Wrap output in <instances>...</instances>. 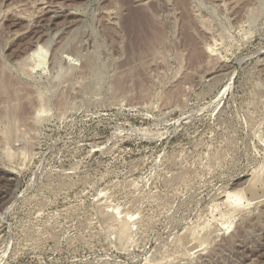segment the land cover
Listing matches in <instances>:
<instances>
[{
  "label": "rangeland",
  "instance_id": "374dc122",
  "mask_svg": "<svg viewBox=\"0 0 264 264\" xmlns=\"http://www.w3.org/2000/svg\"><path fill=\"white\" fill-rule=\"evenodd\" d=\"M0 84V264H264V0H0Z\"/></svg>",
  "mask_w": 264,
  "mask_h": 264
},
{
  "label": "bare ground",
  "instance_id": "6f19581e",
  "mask_svg": "<svg viewBox=\"0 0 264 264\" xmlns=\"http://www.w3.org/2000/svg\"><path fill=\"white\" fill-rule=\"evenodd\" d=\"M236 3H237V2H236ZM60 4H61V3H60ZM41 9H42L41 11L43 12V8H41ZM52 9H53V8H52ZM52 9H51V10H52ZM44 10H45V8H44ZM54 10H56V9H54ZM54 10H53V11H54ZM37 11H38V10H37ZM46 11H47V10H46ZM47 12H48V11H47ZM55 12H56V11H55ZM22 13H23V12H22ZM45 13H46V12H45ZM109 15H110V14H109ZM139 26H140V25H139ZM139 26H137V27H139ZM140 29H141V28H140ZM45 34H46V33H45ZM55 35H56V34H55ZM32 45H33V44H32ZM46 48H47V47H46ZM38 50H39V49H38ZM208 52H209V51H208ZM37 54H38V53H37ZM37 54L34 53V54L31 55V56L29 55V57H30L31 59H33V57H35V55H37ZM214 54H215V53H214ZM214 54H213V55H214ZM27 56H28V55H27ZM56 58H57V57H56ZM26 59H27V58H26ZM31 59H30V60H31ZM60 60H61V59H60ZM25 66H26V65H25ZM24 68H25V67H24ZM31 70H32V69H31ZM209 75H210V74H209ZM1 84H2V83H1ZM1 84H0V88L2 89ZM8 85H9V84H8ZM2 86H3V85H2ZM5 86H7L6 83L4 84V87H5ZM4 87H3L2 90H4V89L6 88V87H5V88H4ZM7 87H8V86H7ZM1 89H0V91H1ZM6 89H8V88H6ZM6 91L8 92L9 89L6 90ZM1 92H2V91H1ZM3 93H4L3 96L6 97V93H5V92H3ZM8 93H9V92H8ZM8 96L11 97L12 95H9V94H8ZM6 99H7V97H6ZM8 99H10V98H8ZM19 105H20V104H19ZM19 105H18V106H19ZM11 106H12V105H11ZM13 106H14V104H13ZM13 106H12V107H13ZM16 107H17V106H16ZM14 108H15V107H14ZM20 109H21V107H20ZM16 110H17V108H16ZM19 111H20V110H19ZM11 112L13 113V111H11ZM16 112H17V111H16ZM16 112H15V114H16ZM20 112H21V111H20ZM18 114H19V113H18ZM8 115H9V114H8ZM8 115H6V116H8ZM10 115H11V114H10ZM12 115H13V114H12ZM12 117H14V116H12ZM15 117H16V115H15ZM17 119H18V118H16V120H17ZM10 121H11V120H10ZM17 123H18V122H17ZM7 124H8V123H7ZM10 126H11V125H10ZM13 128H14V127H13ZM17 128H18V127H17ZM4 129H5V128H4ZM6 129H8V127H7ZM6 129H5V130H6ZM9 130H10L9 132H11V129H10V128H9ZM15 130H16V129H15ZM5 133H6V131H5ZM15 134H16V133H15ZM8 135H9V134H8ZM10 136H11V135H10ZM7 138H8V137H7ZM11 139H12V138H11ZM6 140H7V139H6ZM16 141H17V140H16ZM7 151H8V150H7ZM11 154H12V153H11ZM8 157H9V156H8ZM229 202H230V201H229ZM232 211H233V210H232ZM262 217H263V216H262ZM244 251H245V250H244Z\"/></svg>",
  "mask_w": 264,
  "mask_h": 264
}]
</instances>
